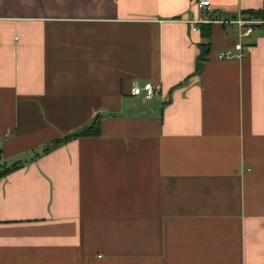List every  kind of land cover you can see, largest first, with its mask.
Returning a JSON list of instances; mask_svg holds the SVG:
<instances>
[{"label":"crops","instance_id":"0c3cea01","mask_svg":"<svg viewBox=\"0 0 264 264\" xmlns=\"http://www.w3.org/2000/svg\"><path fill=\"white\" fill-rule=\"evenodd\" d=\"M198 1L0 0V264H264L263 32L195 74L264 0Z\"/></svg>","mask_w":264,"mask_h":264},{"label":"built area","instance_id":"2783aa9c","mask_svg":"<svg viewBox=\"0 0 264 264\" xmlns=\"http://www.w3.org/2000/svg\"><path fill=\"white\" fill-rule=\"evenodd\" d=\"M198 6L202 9H209L211 7L210 0H199ZM219 22V23H234L238 26L240 30L241 37H249L256 30H261L264 34V17H254L248 16L245 14H239L235 18H219V19H208V20H196L195 23L199 24L201 22ZM196 29V27H194ZM246 46L243 42H238L234 49H226L219 52L218 57L220 59H229V58H239L242 59L245 56ZM162 87L161 85H154L151 82H146L143 85L135 84L132 88V94L135 96H141L145 99H152L155 96L161 94Z\"/></svg>","mask_w":264,"mask_h":264},{"label":"trees","instance_id":"16d2710c","mask_svg":"<svg viewBox=\"0 0 264 264\" xmlns=\"http://www.w3.org/2000/svg\"><path fill=\"white\" fill-rule=\"evenodd\" d=\"M244 14L248 15V16H254V17H264V7L261 9H257V10H250V11H244ZM211 25L212 23H203L202 24V36H203V42L200 43V47H201V54L199 55L197 62H196V71L195 74H198L204 63L207 60L208 54L209 52L207 51V49L210 47L211 44ZM183 83H181L180 85H183ZM101 130H100V125L99 122L97 121V119L91 123L90 125L86 126L84 129L80 130V131H76V132H72L66 135H63L62 137H59L53 141H51L49 144H47L45 146V148L43 149V151L41 153H38L36 155V158H38V156H40L41 154H46L49 153L57 148H59L61 145L79 138V137H83V136H98L100 134ZM27 162L24 160L21 161H15L11 164H7V163H2L0 161V179L3 177H6L7 175H9L11 172L22 168L23 166H25Z\"/></svg>","mask_w":264,"mask_h":264}]
</instances>
